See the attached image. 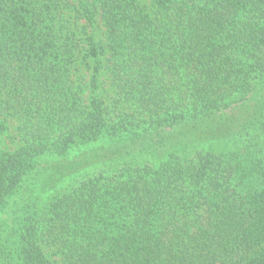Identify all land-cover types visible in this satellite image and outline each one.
Instances as JSON below:
<instances>
[{"label":"trees","instance_id":"trees-1","mask_svg":"<svg viewBox=\"0 0 264 264\" xmlns=\"http://www.w3.org/2000/svg\"><path fill=\"white\" fill-rule=\"evenodd\" d=\"M0 264H264V0H0Z\"/></svg>","mask_w":264,"mask_h":264},{"label":"rangeland","instance_id":"rangeland-1","mask_svg":"<svg viewBox=\"0 0 264 264\" xmlns=\"http://www.w3.org/2000/svg\"><path fill=\"white\" fill-rule=\"evenodd\" d=\"M83 75L84 76H88L89 74L86 72V71H82ZM82 76V75H81ZM87 98H88V95H87ZM15 127H16V122H12L11 123V132L14 133V130H15ZM2 145L5 147V148H9V149H13V148H16L19 144L18 142H15L13 140H11L10 138L8 137H3V140H2Z\"/></svg>","mask_w":264,"mask_h":264}]
</instances>
